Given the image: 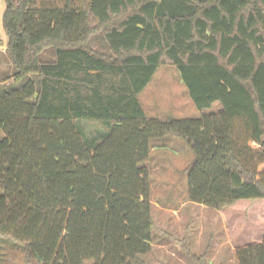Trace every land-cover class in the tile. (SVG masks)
Here are the masks:
<instances>
[{
    "label": "trees",
    "instance_id": "1",
    "mask_svg": "<svg viewBox=\"0 0 264 264\" xmlns=\"http://www.w3.org/2000/svg\"><path fill=\"white\" fill-rule=\"evenodd\" d=\"M4 1L12 79L23 84L0 94V237L25 245L27 264L151 253L154 139L181 138L194 154L190 203L264 202V0ZM97 35L109 56L88 48ZM166 65L208 113L148 118L139 95ZM82 121L105 131L86 140ZM235 258L264 264V241Z\"/></svg>",
    "mask_w": 264,
    "mask_h": 264
},
{
    "label": "rangeland",
    "instance_id": "2",
    "mask_svg": "<svg viewBox=\"0 0 264 264\" xmlns=\"http://www.w3.org/2000/svg\"><path fill=\"white\" fill-rule=\"evenodd\" d=\"M5 9V1L0 0L1 95L21 89L23 84L12 79L16 70L7 51L8 36L3 27ZM88 48L94 53L105 56L110 54L101 35L93 37ZM30 78L36 79L35 76ZM140 100L148 118L161 122L199 119L202 114L208 113L196 109L181 81L179 71L170 65L159 68L149 88L140 95ZM217 108L219 105L214 110ZM78 123L86 140L98 130L104 132L101 122ZM155 142L171 143L172 146L175 144L173 147H178L181 155L170 167L181 170L179 174L178 170L166 171V174L172 176L169 180L166 177L163 179L165 175L158 171L152 172L150 176L153 203L158 202L166 207L175 205L178 217L156 206L153 208V248L148 255L140 256L135 264H237V248L264 241V202L243 200L220 211L191 205L187 198V177L184 171L193 163L194 154L180 139L166 137ZM156 159V155H153L150 167H156ZM0 264H27L25 245L0 237Z\"/></svg>",
    "mask_w": 264,
    "mask_h": 264
},
{
    "label": "crops",
    "instance_id": "3",
    "mask_svg": "<svg viewBox=\"0 0 264 264\" xmlns=\"http://www.w3.org/2000/svg\"><path fill=\"white\" fill-rule=\"evenodd\" d=\"M149 86L146 88V90L149 88ZM143 93H141V94H143ZM187 94H188V92H187ZM140 95H139V100H140ZM140 102H141V100H140ZM141 105H142V107H143V109L145 111V108H144L142 102H141ZM145 113H146V111H145ZM146 115H147V113H146ZM102 130H104L103 127H102ZM166 137H172V138H176V139H180V140L184 141L181 138H177V137H173V136H166ZM166 137H164V138H166ZM157 140L158 139H154V140L150 141V148H151L150 149V157H149L148 161L145 163L144 166L149 170L150 176H151L152 172L158 171L162 175H165V176H163V179H165V177H166V179L169 180V178H172V176L170 174H166L165 173L166 171L171 172L170 170H175V171L178 170V174L181 172V170L179 171V169H177V168H174V169L170 168L171 165L173 164V162H177V160L179 159V157L181 155L179 153L178 147H173V146H175V144H173V146L171 145V143L170 144H165L166 142H162L161 144H157L158 142H155ZM162 141H164V140H162ZM167 141H171V140H167ZM153 155H156V157H157L156 162H155V165H156L155 168H153L152 166L150 167V163H151V160L153 158ZM150 186H151V182H150ZM151 191H152V186H151ZM151 202H152V205H153L152 206V210L156 206V207H158V209H161L162 211H165L167 213L172 212V214H176V217H178V214H177L178 210H177L176 207H174L175 205H170V206L166 207V205H164V204L161 206V205H159L160 203H158V202L153 203L152 200H151ZM190 204L191 205H196V204H193V203H190ZM152 213H153V211H152ZM152 217H153V215H152Z\"/></svg>",
    "mask_w": 264,
    "mask_h": 264
}]
</instances>
